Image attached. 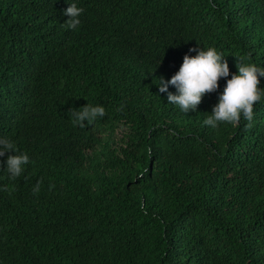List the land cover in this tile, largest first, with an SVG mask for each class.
<instances>
[{
    "label": "trees",
    "instance_id": "1",
    "mask_svg": "<svg viewBox=\"0 0 264 264\" xmlns=\"http://www.w3.org/2000/svg\"><path fill=\"white\" fill-rule=\"evenodd\" d=\"M78 5L0 0V136L32 160L0 168V264H264V99L212 128L227 78L187 113L157 84L195 46L264 66V0Z\"/></svg>",
    "mask_w": 264,
    "mask_h": 264
},
{
    "label": "clouds",
    "instance_id": "2",
    "mask_svg": "<svg viewBox=\"0 0 264 264\" xmlns=\"http://www.w3.org/2000/svg\"><path fill=\"white\" fill-rule=\"evenodd\" d=\"M68 7L64 14L68 19L64 22L70 29H75L81 24L83 7L78 5V0H66ZM195 52V55L190 53ZM238 71L232 72L226 55L215 46H195L185 53L182 64L170 79L163 76L158 78L159 91L167 93L169 103L179 106L187 113L196 110L203 96L219 89V80L227 78L223 90L218 94V102L213 105L212 111L204 119L205 125L216 128L221 122L236 123L243 119L251 123L254 119L255 102L264 99V87H261L260 77L264 76V66L251 59L245 60L239 57ZM230 75V78H229ZM169 85H173L175 92L169 91ZM88 101V100H87ZM70 118L74 125L84 127L91 124L99 117L106 114V107L102 103H91L69 109ZM6 161H0V168L6 169L9 177H20L26 166L32 163L30 154L26 150H20L16 141L8 136H0V157L5 153ZM6 164V167L3 166ZM40 182L34 186L33 191H39Z\"/></svg>",
    "mask_w": 264,
    "mask_h": 264
}]
</instances>
